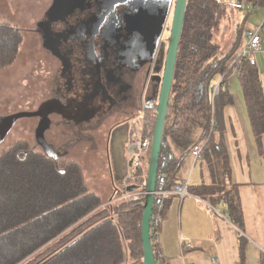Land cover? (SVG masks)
I'll return each mask as SVG.
<instances>
[{
	"label": "trees",
	"instance_id": "obj_1",
	"mask_svg": "<svg viewBox=\"0 0 264 264\" xmlns=\"http://www.w3.org/2000/svg\"><path fill=\"white\" fill-rule=\"evenodd\" d=\"M229 6L227 9L225 0H187L155 192L172 191L180 183L178 173L183 157L174 158L170 143L183 147L199 130L197 144H203L201 160L206 163L211 183L188 187V194L216 209L222 205L224 215L242 232L243 213L238 186L231 178L223 110L233 102L227 78L234 72L251 131L260 145L264 136L261 72L253 56L232 60L245 16L237 24L236 38L227 51L216 43L215 37L230 9L245 12L246 8H262L264 0H233ZM170 23L164 42L168 40ZM21 43L20 31L0 21V70L16 61ZM152 87L154 99L128 129V143L141 140L149 132V147L140 164L132 168L124 192L144 193L160 85L153 83ZM102 197L88 185L79 162L34 151L24 140L10 144L0 154V264H142L144 198L105 206L110 199L104 201ZM172 199L173 196L165 197L159 211L158 198L154 201L153 216L159 215V224L155 226L151 221L150 241L156 264L170 261L163 255L157 236ZM237 244L239 264H244L248 242L238 234ZM260 264H264V253Z\"/></svg>",
	"mask_w": 264,
	"mask_h": 264
},
{
	"label": "rangeland",
	"instance_id": "obj_2",
	"mask_svg": "<svg viewBox=\"0 0 264 264\" xmlns=\"http://www.w3.org/2000/svg\"><path fill=\"white\" fill-rule=\"evenodd\" d=\"M112 1L0 0V21L16 27L22 35V43L16 61L11 66L0 70V117L4 118L20 112L34 113L39 111L43 105L54 106L56 113H49L46 118L49 128L44 127L42 135L44 140L52 142L51 146L47 144L52 151L51 156L79 162L83 167L88 185L94 192L101 194L104 201L108 200L107 194L110 191L109 183L105 181L107 176L105 174L100 175L105 170L103 167L105 151L102 150L106 139L105 130H108L112 124L115 126L121 119L127 120L130 117L137 119L139 117L137 112L135 113L136 106L130 107V103L125 104L117 101L112 107L110 105L108 85L111 84L110 81L114 75L112 71H115V67L117 69L122 68L135 78L137 101L140 102L137 109L142 103L148 104L152 101L149 95L145 96V91L141 99L140 92L144 90L143 77L146 67L152 59L151 57L146 63L145 58L150 56V47L154 40L138 39L135 36H129L125 40L123 29L110 22L108 16L104 21V17H102L103 8L98 7V4L99 2ZM227 1L225 0V3L229 9L230 2ZM156 2H160V0ZM166 2L169 1L166 0ZM68 3L70 4L69 7H67ZM61 6H65V11L60 12L59 14H62L58 18L59 14L56 15L55 11ZM78 7H83L82 12H77ZM160 7L162 6L160 5ZM128 12L132 15V12ZM112 13L116 15L114 10ZM166 15L168 14L163 8V13L161 12L159 19V43L164 42L167 37L166 27L170 23L171 17L170 14L167 17ZM237 15L240 16L242 13L237 12ZM72 18L77 21L74 24H68ZM243 18L244 16L240 19L243 20ZM226 21H228L227 16L225 17ZM127 26L131 34L136 30L134 23H128L125 19L123 21L124 31ZM83 27H87L88 30L84 31H89V33L99 31L98 37L95 36L93 39L95 47L104 43L105 48H114V51L108 54L110 55V66L107 69L104 66L102 68L103 70L106 69V73L101 72V81L97 77L94 66L90 63V51L81 50L78 45V43L83 42L84 31H80ZM114 27H118L117 31L119 32L117 34H114ZM219 34L220 32L217 33L218 38ZM74 36L81 38L75 39ZM227 40L228 33L224 39L221 38L216 43L224 48ZM122 42L124 43L122 44ZM121 45L127 46L129 49L130 60L126 61L125 67H121L118 61L120 58L125 60L127 57L125 53L123 56L120 54ZM60 48L61 51L71 54L77 48L87 68L85 65L82 68L71 65L72 60L67 69L60 67V59L56 56ZM155 52L156 46H154V54ZM106 60L107 57L105 56V62ZM145 63L146 65H144ZM61 73L65 74L67 78L65 81L64 78H61ZM77 76L80 80L75 81ZM79 101H81L80 105L77 104ZM66 104L69 105L72 118L62 117L61 113L57 111V109L61 110L62 107L66 108ZM74 109L75 114L72 112ZM89 109L90 116L95 114L91 127L75 129L73 132L71 129L72 119H75V123L85 122L84 126H86L87 119L83 118V115ZM104 112L110 113L109 117L113 116V119H109L107 122L105 117L101 119ZM126 114L128 116H125ZM56 122L60 125H57ZM37 124L38 121L35 118H24L15 122L0 142V154L10 144L21 140L27 141L32 150L45 153V149L38 143ZM216 207L221 210L222 205Z\"/></svg>",
	"mask_w": 264,
	"mask_h": 264
},
{
	"label": "crops",
	"instance_id": "obj_3",
	"mask_svg": "<svg viewBox=\"0 0 264 264\" xmlns=\"http://www.w3.org/2000/svg\"><path fill=\"white\" fill-rule=\"evenodd\" d=\"M156 1L158 0L138 2L143 10L136 9L139 10L140 15L136 19L128 11V15L125 16L128 23H134L135 25L136 30L133 33L135 37L154 40L150 47V56L145 58L146 63L154 54V46L158 44L161 12L163 13L164 8L166 14H171L174 2V0H167L169 2H166V0ZM227 2L232 3L233 0ZM149 5L156 7L155 18L151 15L152 9L148 12ZM146 7L149 9L146 10ZM169 9H171L170 12ZM62 11L59 10L58 14ZM129 11L131 12L130 9ZM241 13L242 15L239 16L234 9H230L227 15L228 21H224L217 32H220L219 38L216 34L215 39L217 41L221 38L224 39L228 33V40L223 51H227L236 38L237 31L235 32V30L237 24L242 21L240 18L245 16L246 22H244L243 32L239 36L238 46L244 39L243 33L246 28L258 26L264 22V7L246 8L245 12ZM61 14L58 15V18ZM71 21L73 24V19ZM230 26L231 29L229 30ZM126 28L129 29L128 26ZM129 35L133 36L127 33V37ZM258 37L259 51L253 55V59L261 72L264 97V27ZM119 49L122 56L123 53L127 55L125 60L118 59L121 67H125L126 61L130 60L129 49L124 45H121ZM144 54L146 55V52ZM227 82L233 102L223 110L224 138L231 165L232 182L238 186V195L243 213V231L240 232L248 242L244 264H260V255L264 253V136L260 139V145H258L250 128L241 87L234 72L228 76ZM124 85L128 86V83L125 82ZM110 88L111 86H109ZM124 89L126 91L121 102L126 104L132 102L136 106L134 100L131 99V96L134 97L136 90L126 86ZM154 89L152 87L148 94L152 100L154 99ZM112 97L113 94L110 91V105L113 102L111 101ZM132 103L130 107H134ZM140 111L136 107L135 113L137 112L139 116L137 119H132L133 117L127 120L121 119V123L119 122L115 126L112 124L108 130H105L106 139L102 148L105 151V159L103 160L105 170L100 175L105 174L107 176L105 181L109 183L108 187H110L107 194L109 196L108 200L122 189L126 178L128 161L125 148L128 143V129L142 117L143 112ZM105 114L106 112H104L103 117H105L106 122L113 119V116L109 117L110 113ZM94 116L93 113L89 120L95 119ZM199 135V130L194 131L183 147L170 143L174 158L183 157V163L178 173L179 181L187 182L188 187L191 188L211 183L206 163L201 158L194 159L191 156V151L197 144ZM224 210V207L218 210L210 206L208 202L190 195L182 200L173 198L166 217L160 224V231L157 236L163 255L170 259L168 264H239L237 244L239 230L230 223L228 217L224 215Z\"/></svg>",
	"mask_w": 264,
	"mask_h": 264
},
{
	"label": "flooded vegetation",
	"instance_id": "obj_4",
	"mask_svg": "<svg viewBox=\"0 0 264 264\" xmlns=\"http://www.w3.org/2000/svg\"><path fill=\"white\" fill-rule=\"evenodd\" d=\"M128 1L129 0H113L112 2H99L98 7H102L103 8L102 17H104V21H105L106 18L109 17L110 22L114 23L115 25H118V27L120 29H123V31H124L123 21L125 20V16L128 15L127 14V11H129V9H130L131 12H132V17L136 19V18L140 17L139 10H136V9H138V8L142 9L141 5L138 4V2H142V0H130L131 2H128ZM69 6H70V4L68 3L67 4V7H69ZM148 7H146L147 9L146 8L145 9L146 10L149 9L148 12L152 9L151 15H152L153 18H155L156 7L154 5L153 6L152 5H149ZM82 9H83V7L78 8L77 9V12L78 13L82 12ZM59 10L65 11V6H61L58 9H56L55 14H58V11ZM113 10L115 11V14L116 15H114V13H112ZM72 19H70V22H68V24H71V22H72L71 20ZM76 21L77 20L74 21V19H73V24ZM104 21H103V23H104ZM87 24H89V23H87ZM71 27H73V26H71ZM96 27H97V25H96ZM118 27H114V29H115L114 34H117L119 32V31H117L118 30ZM84 30H88L87 27H83V28L80 29V31H84ZM121 31H120V33H121ZM98 33H99V31H97V30L96 31H93L91 33H89V31H84L83 32L84 37L82 38L83 39V42L82 43L81 42L78 43V45H79V47H80L81 50H86V51L89 50L90 51V54H91L90 55V63L94 66L95 71L97 73V77L101 81L102 80L101 72L104 71V73H106L107 67L110 66V63H109L110 55H108V54H110V52H113L114 51V48H105L104 47L105 46L104 43L102 45H99V47H95V43L93 42V39L95 38V36L98 37ZM127 33L128 34H131L130 33V30L125 27V31L123 32V38L124 39L127 38ZM74 38L75 39H78V38L80 39L81 37L74 36ZM89 39H90V41L88 42ZM99 39H100V37H99ZM123 43L124 42H122V44ZM161 43H163V42H160V43L158 42V44L156 46V52L152 56L153 58H152L151 62L146 67V72H145L144 77H143L144 90L142 92H140L141 99H142V97L144 95V91H145V95L147 96L149 94L150 90L152 89V84L154 82L157 84L156 80H154L153 77L155 76L154 67H155V63H156V60H157V54L159 52V48H160ZM56 56H57V58L60 59V67L62 66L63 69H67L68 68V65L70 64V61L71 60H72L71 61L72 62L71 65L78 66V68H82V66L85 65L84 64V60L80 57V52L77 50V48H76V50L74 52H72V54L70 52L61 51V48H60L58 50V53H57ZM105 56L107 57L106 62H105ZM103 66L106 68L105 70L102 69ZM85 67L87 68V65H85ZM114 70L115 71H112L114 73L113 77H112V75L110 76V78L112 77V79L110 81L111 84L108 85V87L111 86V88H110L111 90L110 91L113 94V97L111 98V101H113L112 104H111V107H112L113 104H116L117 101H120L121 102L122 99H124L122 96L124 95V93L126 91L124 89L125 86L127 88H130L131 87V88H134L136 90V86H135V83H134L135 82V78L133 77V75L131 73H128L127 71L123 70L122 68L117 69V67H115ZM60 75H61V78L64 77V81L67 79L66 76H65V74L61 73ZM69 76L71 77V75H69ZM126 77H127V79H126ZM78 80H80V78L77 76V78L75 79V81H78ZM125 82L128 83V86L127 85H124ZM68 83L70 85V82L69 81H68ZM123 85H124V87H123ZM155 94L156 93H154V95ZM137 98H138L137 92L135 93L134 97L131 96V99L134 100V102L136 104V107L138 108V104L140 102L137 101ZM80 102L81 101L77 102V104L80 105ZM65 107L66 108L62 107L61 110L57 109V111H59L61 113V116L62 117H65L66 116V117H71L72 118V115H70L71 114L70 113L71 111L69 109V105L66 104ZM140 108H141V106H139V109ZM54 110H55L54 109V106H50V105L44 106L43 105L39 109V112L42 113L40 116L29 118V119L35 118L38 121V124L36 125V134H37V132L39 130L44 129V127L49 128V124L46 121V118L48 117V115H49L50 112H51V114L56 113V110L55 111ZM68 112H69V114H68ZM72 112L75 114V109ZM89 117H90V109L87 110L86 113L83 115V118H86L87 119L86 120V126H84V123L85 122L75 123V119H72V122H71L72 123L71 124L72 131L74 132L75 129H82V128H85L86 129V128H90L91 127V124H93V123H92V120H89ZM101 119H104V117H102ZM57 125H60V124L57 123ZM8 131H7V133H8ZM4 132H5V129L0 126V137H2V138L5 137V135L7 133L4 134L3 135L4 137H3L2 134ZM74 140H75V138H74ZM44 141H46V140H44ZM68 142H70V141H68ZM38 143L41 145L40 141H38ZM46 143L49 146L52 145L51 144L52 142L50 143V142H47L46 141ZM68 145H70V144H68Z\"/></svg>",
	"mask_w": 264,
	"mask_h": 264
},
{
	"label": "water",
	"instance_id": "obj_5",
	"mask_svg": "<svg viewBox=\"0 0 264 264\" xmlns=\"http://www.w3.org/2000/svg\"><path fill=\"white\" fill-rule=\"evenodd\" d=\"M186 3L187 0H174L168 40L167 42L161 43L154 67L155 76L153 77V79L156 80L157 84L160 85V88L157 98V105L154 108L155 122L152 131L146 183L144 189V199L142 204V264H156L150 241V225L153 216V206L155 201V182L157 178L158 161L162 144L164 122L168 110L174 66L184 21ZM41 114L42 113L39 111L34 113L20 112L4 118L0 117V126L5 129V132L2 134V136L6 134L7 131L10 130L11 127L15 124V122H17L19 119L38 117ZM42 135L43 129L37 132V138L38 141H40L41 146L45 149V153L48 156H51L52 151L48 148V145L43 141L44 139ZM2 140L3 138L0 137V142ZM128 190L131 191L134 189L132 188Z\"/></svg>",
	"mask_w": 264,
	"mask_h": 264
},
{
	"label": "built area",
	"instance_id": "obj_6",
	"mask_svg": "<svg viewBox=\"0 0 264 264\" xmlns=\"http://www.w3.org/2000/svg\"><path fill=\"white\" fill-rule=\"evenodd\" d=\"M264 22H262L258 26H254L252 28H246L244 30L243 36L244 39L240 46L237 49L236 54L233 56L232 60L243 58L247 55L253 56L255 53L259 51V37L258 34L263 30ZM233 61L231 62V64ZM216 92V89H215ZM146 96V95H145ZM146 107V103L141 104L140 110H144ZM150 137L149 132L146 133V135L141 140H134L130 143H127L126 145V155H127V161H128V170L126 173V178L123 182L122 189L118 191L115 195H113L110 200L105 204V206H109L115 202H128L130 200H138L140 198H144V193L140 192H124V185L126 180L131 176L132 174V168L135 166H138L141 161V157L147 152L149 147ZM202 145L203 144H196L194 148L191 151V156L194 159H200L201 158V151H202ZM188 184L187 182H180L177 184L172 191H160L155 192V197L158 198L157 202V210L159 211L161 209L162 200L167 196H173V198H178L182 200L184 197L189 196L188 191ZM120 194V195H119ZM143 204V203H142ZM141 204V205H142ZM153 225L159 224V215L152 216ZM238 233L243 236V234L238 231Z\"/></svg>",
	"mask_w": 264,
	"mask_h": 264
},
{
	"label": "bare ground",
	"instance_id": "obj_7",
	"mask_svg": "<svg viewBox=\"0 0 264 264\" xmlns=\"http://www.w3.org/2000/svg\"><path fill=\"white\" fill-rule=\"evenodd\" d=\"M236 31V30H235ZM235 35V34H234ZM259 46V45H258ZM227 54V53H226ZM178 59V58H177ZM235 64V63H234ZM126 79H127V77H126ZM225 80V79H224ZM159 85V84H158ZM228 85V84H227ZM225 86V85H224ZM224 88V87H223ZM218 89H220L219 87H218ZM149 92V91H148ZM174 96V95H173ZM227 105V104H226ZM224 108V107H223ZM141 112V111H140ZM216 113V112H215ZM214 113V114H215ZM137 115V114H136ZM135 115V116H136ZM230 120V119H229ZM217 121V120H216ZM220 130V129H219ZM165 131V130H164ZM232 132H233V130H232ZM207 134V133H206ZM233 134V133H232ZM211 135V134H210ZM220 138V137H219ZM233 138V137H232ZM162 139H163V137H162ZM198 140V139H197ZM219 141V140H218ZM195 142V141H194ZM209 142V141H208ZM220 142V141H219ZM222 143H223V141H222ZM235 143V142H234ZM191 145V144H190ZM214 146V145H213ZM234 146H236V145H234ZM204 149V148H203ZM190 150V149H189ZM179 181V180H178ZM183 181V180H182Z\"/></svg>",
	"mask_w": 264,
	"mask_h": 264
}]
</instances>
